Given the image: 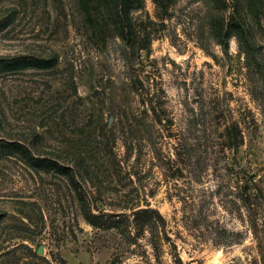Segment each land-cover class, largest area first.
I'll use <instances>...</instances> for the list:
<instances>
[{"label": "rangeland", "instance_id": "374dc122", "mask_svg": "<svg viewBox=\"0 0 264 264\" xmlns=\"http://www.w3.org/2000/svg\"><path fill=\"white\" fill-rule=\"evenodd\" d=\"M0 264H264V0H0Z\"/></svg>", "mask_w": 264, "mask_h": 264}, {"label": "trees", "instance_id": "16d2710c", "mask_svg": "<svg viewBox=\"0 0 264 264\" xmlns=\"http://www.w3.org/2000/svg\"><path fill=\"white\" fill-rule=\"evenodd\" d=\"M38 64H39V66L40 67H42V68H48V67H52L53 65H54V62H46V61H39L38 62ZM228 133H229V138L232 140V141H234L231 145L233 146H235L236 144H238V145H241L242 144V141H243V139L242 138H240L239 139V142L237 143V141H238V137L235 139V137L233 138V136H234V134H233V132L231 131V129L228 131ZM151 213H153V211H149V210H140V211H138V212H136L135 213V216H140V215H145V216H147L148 214H151ZM93 215H91L90 214V216H88L87 217V220L91 223V224H93V225H95L96 226V223L95 222H93V217H92Z\"/></svg>", "mask_w": 264, "mask_h": 264}, {"label": "water", "instance_id": "95a60500", "mask_svg": "<svg viewBox=\"0 0 264 264\" xmlns=\"http://www.w3.org/2000/svg\"><path fill=\"white\" fill-rule=\"evenodd\" d=\"M38 253H39V254H43V247H40V248H39Z\"/></svg>", "mask_w": 264, "mask_h": 264}]
</instances>
